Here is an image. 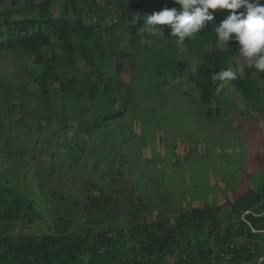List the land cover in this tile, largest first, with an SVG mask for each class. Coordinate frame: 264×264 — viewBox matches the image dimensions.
<instances>
[{
    "label": "trees",
    "instance_id": "1",
    "mask_svg": "<svg viewBox=\"0 0 264 264\" xmlns=\"http://www.w3.org/2000/svg\"><path fill=\"white\" fill-rule=\"evenodd\" d=\"M165 7L179 5L173 0H0V56L20 53L32 59L26 78L36 86L40 103L48 105L50 93L55 90L52 87L57 83L59 99L65 107L66 99L77 100L91 94L97 87L94 81L97 85L106 81L102 88L105 94L112 86L107 82L108 76L116 78L121 71L119 66L111 69L108 60L131 58L129 50L118 48L117 44L116 50H107L105 37L126 33L127 44L136 46V58L142 53L140 44L146 36L150 41L144 44L145 49L157 40L177 43L168 25L158 26L163 29L162 34L143 31L146 15ZM213 15L214 20L206 23L201 33L182 43L195 56L194 71L189 72L187 79L195 85L201 103L208 109L223 82L219 72L232 70L230 62L237 54L234 42H230L231 51L215 46L214 29L229 15L228 10L217 9ZM76 47L88 70L84 78L74 68L72 55ZM143 53L150 63L157 57L161 59L152 62L158 65V74L169 68L179 75L188 67V63L171 59L161 51L156 56L151 51ZM234 73L236 79L224 80V88L231 87L264 119V72L245 66L242 75ZM120 87L117 79L114 88ZM18 88L23 94L27 85ZM28 109L31 108L22 107L9 80L0 76V139L6 145H0V264H214L218 260L264 264V174H251V187L235 200L225 198L215 208L203 205L158 221L140 217L139 211L148 213L145 203L119 178H110L113 187L107 191L97 184H83L82 198L55 189L43 193L44 180L34 183L28 179L26 189L36 194L28 196L10 181L4 168L9 144H14L17 156H23L35 143L34 130L22 126L29 125L32 117L37 120V112L30 115ZM65 110L57 115L60 121L67 117ZM213 114L219 116V109ZM55 115L54 111L44 114L47 122ZM210 116L208 110L206 117ZM112 117L106 115L91 127L95 129ZM24 128L28 135L20 142L16 131ZM26 165L29 168L30 164ZM28 168L24 176H29ZM57 197L66 202L62 214L52 204ZM41 206L45 217L38 212ZM118 215L124 217L126 228L114 232L103 228ZM39 218L46 221L51 233L10 234L8 225L31 224ZM80 226L86 227L84 233L71 231ZM240 238L243 242L236 244Z\"/></svg>",
    "mask_w": 264,
    "mask_h": 264
},
{
    "label": "rangeland",
    "instance_id": "2",
    "mask_svg": "<svg viewBox=\"0 0 264 264\" xmlns=\"http://www.w3.org/2000/svg\"><path fill=\"white\" fill-rule=\"evenodd\" d=\"M128 38L126 33L104 38L107 50H116L117 44L131 54L128 59L108 60L111 69L121 68L116 75L121 87L116 90L117 79L109 75L107 82L112 86L105 94L102 88L106 81L98 85L94 81L97 87L93 86L91 94L77 100L68 98L65 107L59 99L57 83L52 87L55 90L50 93L48 105L40 103L36 86L26 78L32 59L20 53L0 56V76L9 80L22 107L31 108L28 114L37 112V120L32 117L29 125H22L30 126L36 135L28 154L17 156L14 144L6 148L4 168L10 181L28 196L36 195L26 189L31 179L34 183L44 180L43 193L55 189L82 198L83 184H97L107 191L113 187L110 178H119L145 203L148 213L138 214L145 215L147 221L173 218L203 205L215 208L225 198L235 200L245 193L251 187L248 177L264 174V119L254 105L245 104L230 86V90L224 88L223 81L208 109L201 103L195 85L187 79L189 72L194 71L195 56L185 46L157 40L145 49L144 44L150 41L146 36L140 44L142 53L136 58V46L127 44ZM146 51L155 56L160 51L167 53L171 59L188 63V67L179 75L169 68L158 74L159 67L152 62L161 59L157 57L150 63L143 53ZM72 58L76 74L84 78L88 70L79 47ZM230 66L242 75L247 65L236 54ZM19 84L27 85L25 93H20ZM63 108L67 117L60 121L57 115ZM216 108L219 116L213 114ZM208 110L210 117H206ZM47 111L56 113L48 122L44 116ZM106 115L113 117L95 129L91 127ZM16 134L20 142L28 135L25 128ZM0 145L6 146L3 139ZM27 168L29 176H24ZM52 204L60 213L66 206L58 197ZM38 212L45 217L43 206L38 207ZM8 227L11 235L52 232L43 218ZM106 227L114 232L127 224L118 215L106 222L103 228ZM71 231L84 233L86 227H73ZM242 242L240 238L236 244ZM214 264L229 263L218 260Z\"/></svg>",
    "mask_w": 264,
    "mask_h": 264
},
{
    "label": "clouds",
    "instance_id": "3",
    "mask_svg": "<svg viewBox=\"0 0 264 264\" xmlns=\"http://www.w3.org/2000/svg\"><path fill=\"white\" fill-rule=\"evenodd\" d=\"M173 3L179 8L165 7L146 15L143 31L162 34L163 29L158 26L168 25L170 35L182 44L214 20L215 10H228L229 15L214 29L215 46L231 51L230 42H234L237 56L258 73L264 72V0H173ZM218 76L221 81L236 79L230 69L221 70Z\"/></svg>",
    "mask_w": 264,
    "mask_h": 264
},
{
    "label": "built area",
    "instance_id": "4",
    "mask_svg": "<svg viewBox=\"0 0 264 264\" xmlns=\"http://www.w3.org/2000/svg\"><path fill=\"white\" fill-rule=\"evenodd\" d=\"M264 260V259H263Z\"/></svg>",
    "mask_w": 264,
    "mask_h": 264
}]
</instances>
